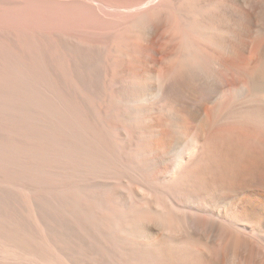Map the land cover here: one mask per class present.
<instances>
[{
    "label": "bare ground",
    "instance_id": "bare-ground-1",
    "mask_svg": "<svg viewBox=\"0 0 264 264\" xmlns=\"http://www.w3.org/2000/svg\"><path fill=\"white\" fill-rule=\"evenodd\" d=\"M0 264H264V0H0Z\"/></svg>",
    "mask_w": 264,
    "mask_h": 264
}]
</instances>
